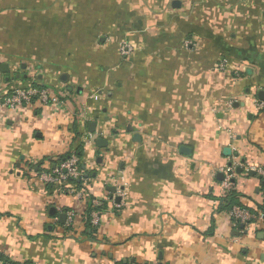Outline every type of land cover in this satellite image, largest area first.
<instances>
[{
	"label": "crops",
	"instance_id": "1",
	"mask_svg": "<svg viewBox=\"0 0 264 264\" xmlns=\"http://www.w3.org/2000/svg\"><path fill=\"white\" fill-rule=\"evenodd\" d=\"M31 88L60 105L0 108L2 256L264 264V219L241 228L221 209V170L264 168V0H0V102ZM78 149L82 198L56 195L43 176ZM261 190L235 172V203L264 210ZM92 200L107 201L93 235Z\"/></svg>",
	"mask_w": 264,
	"mask_h": 264
},
{
	"label": "built area",
	"instance_id": "2",
	"mask_svg": "<svg viewBox=\"0 0 264 264\" xmlns=\"http://www.w3.org/2000/svg\"><path fill=\"white\" fill-rule=\"evenodd\" d=\"M131 49L128 45H123L122 53L124 55L129 54ZM95 101L98 100L97 96H94ZM60 105L58 98L51 93L46 88H31V89H16L11 92L8 97H5L0 102V108L6 110H18L23 106H33V107H57ZM256 106L260 111L264 112V102L256 101ZM242 169L244 173L254 172L257 175L262 183L261 190V200L264 202V168H254L247 167L239 164L238 162H233L226 169L221 170L223 174V180L221 182V187L225 191V195L234 191V178L235 170L237 168ZM43 180L46 186L53 189L56 195H61L65 193L73 194L74 197L82 198L80 193L75 187L69 186L70 181L80 180L83 184L86 183V179L83 176V172L79 169V160L75 155H70L65 158L58 166L54 168L50 173L43 176ZM110 185L114 189V193L110 199L112 205H115L116 208L119 206L115 204V200L124 195L125 182L122 177L113 178L110 181ZM92 207L95 208L90 214L91 217V226L97 228L100 224L101 208L102 203L98 200L90 201ZM98 209V210H97ZM229 219L232 221L234 226L251 225L255 221H263L264 219V210H257L255 213L250 212L246 208L234 206L229 211H227ZM65 227H70L73 221V215L71 213H65ZM0 264H14L0 252Z\"/></svg>",
	"mask_w": 264,
	"mask_h": 264
},
{
	"label": "trees",
	"instance_id": "3",
	"mask_svg": "<svg viewBox=\"0 0 264 264\" xmlns=\"http://www.w3.org/2000/svg\"><path fill=\"white\" fill-rule=\"evenodd\" d=\"M81 154H82V152H81V149H78L75 153H74V155L79 159V157L81 156ZM70 156V154H68L67 156H66V158L67 157H69ZM65 160V159H64ZM79 169L82 171V168H81V166L79 165ZM85 178V177H84ZM262 184V183H261ZM69 186H72V187H75L76 189H79L80 187H81V185H82V181H80V180H74V181H70V183L68 184ZM238 197H237V195L235 194V192H230L229 194H227V195H225V197H224V199L222 200V207H221V209H226L227 211H229L232 207H234V206H238V207H241L240 206V204L238 203V202H234V200L235 199H237ZM101 203H102V208L104 209L106 206H107V201L106 200H102L101 201ZM243 208V207H242ZM93 210H95V208L94 207H92L91 206V204L89 203V208L87 209V211H86V214H85V220H84V231L86 232V233H88L89 232V234H91V235H93L94 233H96V229L95 228H93L92 226H91V223H90V221H91V217H90V214H91V212L93 211ZM98 210V209H97ZM257 210H263L261 207H259V206H257V208L255 209V211L254 210H251L250 212H252V213H255ZM66 213V212H65ZM70 229V228H69ZM68 229V230H69Z\"/></svg>",
	"mask_w": 264,
	"mask_h": 264
},
{
	"label": "water",
	"instance_id": "4",
	"mask_svg": "<svg viewBox=\"0 0 264 264\" xmlns=\"http://www.w3.org/2000/svg\"><path fill=\"white\" fill-rule=\"evenodd\" d=\"M258 95H259L260 99H261L262 101H264V93H263V92H260ZM103 142H104V141H98V145L100 146L101 144H103ZM181 151H182L183 153L186 154V152H185L184 149H182ZM235 172H236L238 175H240V174L243 173L242 169H239V168L236 169ZM245 174H247L249 177H252V176L255 175L254 172H248V173H245ZM221 178H222V177H221ZM233 182H234V181H233ZM107 190H109V191H111V192H114V189H113L112 187H107ZM115 201H116V203H119V199H118V198H117ZM65 219H66L65 214L60 215V216H59L60 224H64V223H65ZM240 227L242 228L243 225H240Z\"/></svg>",
	"mask_w": 264,
	"mask_h": 264
}]
</instances>
